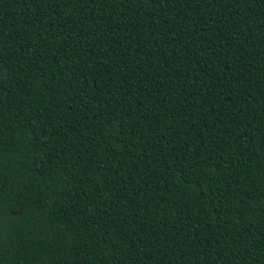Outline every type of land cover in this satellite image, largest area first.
I'll return each instance as SVG.
<instances>
[{
  "label": "trees",
  "instance_id": "obj_1",
  "mask_svg": "<svg viewBox=\"0 0 264 264\" xmlns=\"http://www.w3.org/2000/svg\"><path fill=\"white\" fill-rule=\"evenodd\" d=\"M0 264H264V0H0Z\"/></svg>",
  "mask_w": 264,
  "mask_h": 264
}]
</instances>
